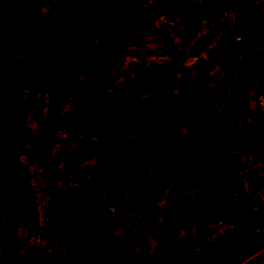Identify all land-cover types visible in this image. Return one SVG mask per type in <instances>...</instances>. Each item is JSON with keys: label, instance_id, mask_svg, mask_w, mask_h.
I'll return each instance as SVG.
<instances>
[{"label": "rangeland", "instance_id": "1", "mask_svg": "<svg viewBox=\"0 0 264 264\" xmlns=\"http://www.w3.org/2000/svg\"><path fill=\"white\" fill-rule=\"evenodd\" d=\"M263 205L264 0H0V264H150L167 229L264 264L219 247Z\"/></svg>", "mask_w": 264, "mask_h": 264}, {"label": "trees", "instance_id": "2", "mask_svg": "<svg viewBox=\"0 0 264 264\" xmlns=\"http://www.w3.org/2000/svg\"><path fill=\"white\" fill-rule=\"evenodd\" d=\"M168 173H169V170L167 169L166 171L162 172L161 179L159 180V182L164 181ZM156 190H157V185H155V188L152 189L150 193L149 206L152 205L153 203L155 204V195L157 193ZM246 224H247V221H243L242 228L244 231L239 232L236 238H232V237L230 238L227 236L222 237V238L220 237L219 242L221 243L219 244V247L226 248L225 247L226 244L223 243V241L229 239L230 240L229 242L233 243L234 245L242 242L243 244L248 245V248L250 249L262 248L264 246V205L261 208V215L258 221V225L261 231L257 233L245 232L247 231L244 228L245 227L244 225ZM165 233L166 234L164 236H160L158 238L157 247H159L160 243H165L166 241H169L171 243V247L169 251L172 254V257L169 258V260H167L161 254L159 256L149 259L147 262H149L150 264H158L159 262H161V264H214L213 263L214 258H216V254H217L216 252L210 255V257H203L205 255V251L196 249L197 247L196 243H195L196 247L195 245H193V243L183 246L177 241V238L175 237L173 230L167 229ZM188 241H192V239L189 237ZM77 246H83V245L81 243H79L78 245L77 244L74 245L72 248V251L69 253V255H67L68 257H71L68 260H66V258H63L64 256L54 257L53 264H71L72 261L74 260L81 261L80 264H88L87 256L86 255L84 256V254L81 255L80 253H78V250L74 248ZM77 254L79 256H76ZM74 256H76L75 259H74ZM211 257H213V259H211ZM51 263L52 262H50V264Z\"/></svg>", "mask_w": 264, "mask_h": 264}]
</instances>
